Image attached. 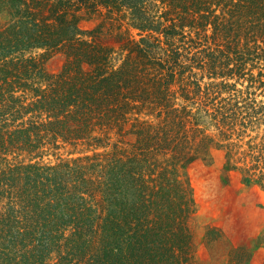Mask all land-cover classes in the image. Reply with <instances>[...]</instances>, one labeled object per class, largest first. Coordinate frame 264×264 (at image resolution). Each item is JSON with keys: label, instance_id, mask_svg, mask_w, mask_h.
<instances>
[{"label": "trees", "instance_id": "obj_1", "mask_svg": "<svg viewBox=\"0 0 264 264\" xmlns=\"http://www.w3.org/2000/svg\"><path fill=\"white\" fill-rule=\"evenodd\" d=\"M0 14V264H197L181 170L232 154L203 126L202 31L228 50L264 39V0H0ZM86 14L102 20L86 29Z\"/></svg>", "mask_w": 264, "mask_h": 264}, {"label": "rangeland", "instance_id": "obj_2", "mask_svg": "<svg viewBox=\"0 0 264 264\" xmlns=\"http://www.w3.org/2000/svg\"><path fill=\"white\" fill-rule=\"evenodd\" d=\"M222 11L219 7L217 12ZM4 19L0 14V21ZM101 20L86 14L82 25L90 29ZM109 28L107 25L105 32ZM205 33L210 45L206 51L212 55L204 58V67L194 68L208 104L203 126L216 140L231 144L232 154L229 160L227 148L214 147L208 157L198 158L181 170L196 200L190 222L194 257L197 264H232L231 259L246 249L251 252L248 264H264V246L258 245L264 233V187L260 181L264 176V39L256 37L246 44L243 37L228 50L223 39H214L213 24L202 31ZM193 36L197 37L196 31ZM204 47L195 51L200 50L201 56L206 52L201 50ZM45 63L49 72L57 73L64 56L54 54ZM67 150L59 153L66 156ZM44 159L56 160V155ZM247 175L251 180H245Z\"/></svg>", "mask_w": 264, "mask_h": 264}]
</instances>
